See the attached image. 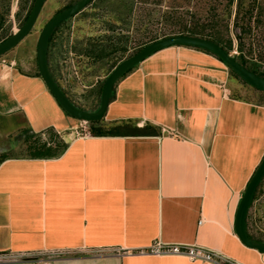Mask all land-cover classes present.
Listing matches in <instances>:
<instances>
[{
  "label": "crops",
  "instance_id": "0c3cea01",
  "mask_svg": "<svg viewBox=\"0 0 264 264\" xmlns=\"http://www.w3.org/2000/svg\"><path fill=\"white\" fill-rule=\"evenodd\" d=\"M56 34L48 63L63 90ZM231 85L218 57L167 48L117 82L100 121L115 134L74 136L80 120L60 106L38 67L0 59V254L38 256L11 264H208L143 253L161 241L264 264V253L235 232L264 158V105L232 97ZM49 130L68 137L60 156L13 154L26 131Z\"/></svg>",
  "mask_w": 264,
  "mask_h": 264
},
{
  "label": "rangeland",
  "instance_id": "374dc122",
  "mask_svg": "<svg viewBox=\"0 0 264 264\" xmlns=\"http://www.w3.org/2000/svg\"><path fill=\"white\" fill-rule=\"evenodd\" d=\"M78 1L47 0L32 32L0 59L16 60L27 70L37 71L36 47L41 31L54 16ZM256 1L260 4L258 8ZM32 3L33 0H0V43L24 25ZM261 9L263 22L260 23L256 17ZM195 26L216 30L226 41L230 39L233 42L230 54L235 57L240 55L236 35L246 28L243 42L247 59L256 63V57L264 52V0L242 3L241 0H93L56 30L61 86L80 109L95 112L100 106L105 81L94 83L96 75L106 76L117 63L152 39L174 36L184 28ZM71 46L78 54L72 53ZM86 51L90 54L86 55ZM260 65V71L264 72V64ZM230 91L232 97L264 105V93L234 75ZM80 122L82 126L74 131V136L91 135L89 124ZM59 136L64 142L68 139L67 135ZM52 138L50 133L21 135L13 154L29 156L32 145ZM252 216V232L264 237V192L256 200Z\"/></svg>",
  "mask_w": 264,
  "mask_h": 264
},
{
  "label": "water",
  "instance_id": "95a60500",
  "mask_svg": "<svg viewBox=\"0 0 264 264\" xmlns=\"http://www.w3.org/2000/svg\"><path fill=\"white\" fill-rule=\"evenodd\" d=\"M47 0H36L33 10L25 24L11 37L0 43V58L19 45L34 29ZM93 0H79L70 8H67L54 16L41 31L37 41V67L41 78L49 91L58 101L60 106L71 117L86 123L99 122L105 118L107 109L113 97V91L117 82L134 67L154 55L155 53L178 46L199 48L218 57L225 65L242 81L256 90L264 92V78L244 67L237 58L228 53L216 42L200 37L188 35H174L158 39L139 50L136 54L120 62L109 74L104 82L101 94V102L97 111L87 112L77 107L57 84L53 78L49 63L48 51L53 33L65 21L81 13ZM264 180V158L250 180L236 215L235 232L239 239L248 248L264 253V242L253 240L249 237L247 229L248 215L254 201V196Z\"/></svg>",
  "mask_w": 264,
  "mask_h": 264
},
{
  "label": "trees",
  "instance_id": "16d2710c",
  "mask_svg": "<svg viewBox=\"0 0 264 264\" xmlns=\"http://www.w3.org/2000/svg\"><path fill=\"white\" fill-rule=\"evenodd\" d=\"M242 1L243 0H241V3H242ZM35 3H36V0H33L32 7H31V9L28 12V15L26 17V21L29 18ZM258 3H259V1H256V5L255 6L257 8L260 6V4H258ZM70 7L71 6H69L68 8H70ZM262 14H263V11L261 9V11L259 12L258 16L256 17L258 19V22H260V23L263 22L262 19H261V17L263 18ZM54 33H53V35H54ZM246 33H247L246 28H243V29H241V32L237 33V35H236V38H237L238 43H239V50H240V55L236 56V58L239 61V63H241L244 67H246L250 71L254 72L255 74L259 75L260 77L264 78V72L260 71V67H261L260 64H264V52L260 53L256 57V59H255L256 63H254L253 61L251 62L250 60L247 59V57H246V55L244 53V42H243L244 36L246 35ZM177 35H188V36H192V37H200V38L210 39V40L216 42L217 44H219L221 47H223L228 53H231L232 49H233V42L230 39L228 41H226L220 32H218L216 30L207 31L206 27H201L200 28V27L195 26L193 28H184L183 31H180ZM52 38L53 37H51L49 48H50V45H51ZM156 40L157 39H152L148 43L143 44L139 50H141L143 47H145L146 45H148V44H150V43H152V42H154ZM196 49L204 51V50L199 49V48H196ZM205 52H207V51H205ZM136 53H134V54H136ZM207 53H209V52H207ZM134 54H132V55H134ZM132 55H130V56H132ZM130 56H128V57H130ZM231 73H232V75L237 77L232 71H231ZM237 78H239V77H237ZM257 91H259V90H257ZM259 92H261V91H259ZM262 93H264V92H262ZM114 96H115V88H114V91H113V97L112 98H114ZM88 124L90 126L92 135H95V136H106L107 134H115L116 133V131H115L116 128L107 130L103 126H101L100 121L99 122L88 123ZM118 128H120V127H118ZM47 133H50L53 136L54 139L52 138V140H50L48 142L35 143L34 145H32L31 146V153H30L29 156H31L32 158H56V157L60 156L67 149L68 144L66 142L62 141L61 137L57 133H55L52 130L47 131ZM47 133H45V134H47ZM25 134H31V136H35L36 135V133H31V131H26L24 133V135ZM37 135H39V134H37ZM27 138H30V136L27 137ZM4 158L5 157L3 156L1 160H3ZM1 160H0V162H1ZM263 188H264V180L261 183L260 187L258 188V190H257V192H256V194L254 196V201H253V204L251 206L250 211L253 209L256 200L264 192ZM252 228H253V223L251 221V216L248 215L247 229H248L249 237L251 239H253V240H256V241H259V242H264V237L255 235L252 232Z\"/></svg>",
  "mask_w": 264,
  "mask_h": 264
},
{
  "label": "built area",
  "instance_id": "2783aa9c",
  "mask_svg": "<svg viewBox=\"0 0 264 264\" xmlns=\"http://www.w3.org/2000/svg\"><path fill=\"white\" fill-rule=\"evenodd\" d=\"M143 253L162 257H183L193 262L208 264H240L217 251L197 245L171 244L158 241L151 245L146 251H143ZM37 258L38 256L31 253L20 255L0 254V264L37 260ZM39 260L40 263L43 262V259Z\"/></svg>",
  "mask_w": 264,
  "mask_h": 264
},
{
  "label": "bare ground",
  "instance_id": "6f19581e",
  "mask_svg": "<svg viewBox=\"0 0 264 264\" xmlns=\"http://www.w3.org/2000/svg\"><path fill=\"white\" fill-rule=\"evenodd\" d=\"M19 31V30H18Z\"/></svg>",
  "mask_w": 264,
  "mask_h": 264
}]
</instances>
